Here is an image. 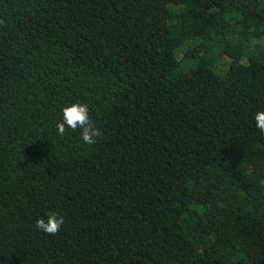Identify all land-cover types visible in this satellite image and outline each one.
<instances>
[{
    "label": "trees",
    "instance_id": "1",
    "mask_svg": "<svg viewBox=\"0 0 264 264\" xmlns=\"http://www.w3.org/2000/svg\"><path fill=\"white\" fill-rule=\"evenodd\" d=\"M261 110L264 0H0V264H264Z\"/></svg>",
    "mask_w": 264,
    "mask_h": 264
},
{
    "label": "clouds",
    "instance_id": "2",
    "mask_svg": "<svg viewBox=\"0 0 264 264\" xmlns=\"http://www.w3.org/2000/svg\"><path fill=\"white\" fill-rule=\"evenodd\" d=\"M255 127L261 133H264V110L258 111L255 116ZM56 133L63 137L70 129L76 131L80 129V137L85 145H94L97 138L103 135L102 129L90 117V107L85 101L75 100L63 106L61 110V119L56 121ZM65 223L64 216L56 210L50 209L45 217L35 220V228L38 231L49 235H55Z\"/></svg>",
    "mask_w": 264,
    "mask_h": 264
},
{
    "label": "rangeland",
    "instance_id": "3",
    "mask_svg": "<svg viewBox=\"0 0 264 264\" xmlns=\"http://www.w3.org/2000/svg\"><path fill=\"white\" fill-rule=\"evenodd\" d=\"M189 66H190L189 63L183 64V67H189Z\"/></svg>",
    "mask_w": 264,
    "mask_h": 264
}]
</instances>
